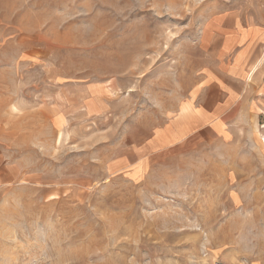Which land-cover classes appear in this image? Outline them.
Instances as JSON below:
<instances>
[{
  "label": "rangeland",
  "instance_id": "1",
  "mask_svg": "<svg viewBox=\"0 0 264 264\" xmlns=\"http://www.w3.org/2000/svg\"><path fill=\"white\" fill-rule=\"evenodd\" d=\"M232 12L0 0V264H264L263 114L179 138Z\"/></svg>",
  "mask_w": 264,
  "mask_h": 264
},
{
  "label": "crops",
  "instance_id": "2",
  "mask_svg": "<svg viewBox=\"0 0 264 264\" xmlns=\"http://www.w3.org/2000/svg\"><path fill=\"white\" fill-rule=\"evenodd\" d=\"M214 25L210 44L213 59L189 94V98L196 97L192 101V116L187 120L192 128L180 139L194 134L222 137L237 117L250 115L242 105L247 101L251 109H258L257 114L264 116V73H259L264 64V25L250 15L236 12L224 22L214 21ZM258 59L262 61L249 77Z\"/></svg>",
  "mask_w": 264,
  "mask_h": 264
},
{
  "label": "bare ground",
  "instance_id": "3",
  "mask_svg": "<svg viewBox=\"0 0 264 264\" xmlns=\"http://www.w3.org/2000/svg\"><path fill=\"white\" fill-rule=\"evenodd\" d=\"M260 63V61H257L255 65H253L250 69V73H249V77L251 76V74L256 71L258 64ZM264 137V136H263ZM264 140V139H263Z\"/></svg>",
  "mask_w": 264,
  "mask_h": 264
}]
</instances>
